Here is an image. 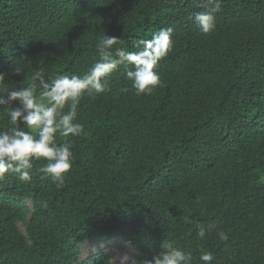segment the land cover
<instances>
[{"label": "trees", "instance_id": "obj_1", "mask_svg": "<svg viewBox=\"0 0 264 264\" xmlns=\"http://www.w3.org/2000/svg\"><path fill=\"white\" fill-rule=\"evenodd\" d=\"M204 3L0 0L5 93L34 70L83 75L104 34L136 51L135 41L173 28L152 94L137 96L121 67L110 91L82 97L74 122L87 134L56 139L73 145L62 182L39 171L42 158L30 182L0 180V264H116L105 252L80 259V246L119 238L141 262L172 243L193 264L201 251L212 264H264V0H220L207 35L190 19ZM12 127L0 109V131Z\"/></svg>", "mask_w": 264, "mask_h": 264}, {"label": "clouds", "instance_id": "obj_2", "mask_svg": "<svg viewBox=\"0 0 264 264\" xmlns=\"http://www.w3.org/2000/svg\"><path fill=\"white\" fill-rule=\"evenodd\" d=\"M201 7L204 10L190 19L202 34L207 35L215 30L220 0H206ZM172 33V27L161 28L150 39L135 41L136 51L114 47L120 43L119 37L104 34L96 46L99 59L83 75H59L46 80L39 70H34L26 86L6 93L0 90V109H6L10 123L16 125L0 131V180L7 174H14L21 181L30 182L33 161L42 158L46 164L39 171L62 182L73 166V145L71 142L58 145L56 139L58 134L64 137L87 134L83 124L74 122L82 97L94 99L110 91L107 78L121 67L137 96L152 94L162 83L156 68L172 50ZM22 74L23 70L15 67L13 75ZM4 82L5 73L0 72V86ZM185 222L191 221L185 217ZM209 231L201 226L197 237L204 240ZM217 236L222 241L228 239L223 231H218ZM166 249L142 262L125 255L120 258V264H193L192 253H186L172 243H168ZM199 260L202 264H212L214 255L201 251Z\"/></svg>", "mask_w": 264, "mask_h": 264}, {"label": "rangeland", "instance_id": "obj_3", "mask_svg": "<svg viewBox=\"0 0 264 264\" xmlns=\"http://www.w3.org/2000/svg\"><path fill=\"white\" fill-rule=\"evenodd\" d=\"M121 238L117 241H89L80 246L81 248V257L80 259H85L94 256L99 252L108 253L112 260L116 264H120V258L127 255L132 258L134 249L132 247H126L124 250H120L121 242H123Z\"/></svg>", "mask_w": 264, "mask_h": 264}]
</instances>
